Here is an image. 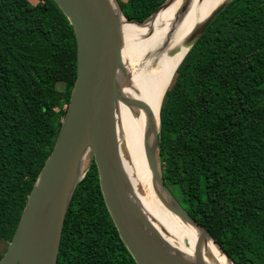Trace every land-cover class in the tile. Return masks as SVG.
Returning a JSON list of instances; mask_svg holds the SVG:
<instances>
[{"label":"trees","instance_id":"obj_1","mask_svg":"<svg viewBox=\"0 0 264 264\" xmlns=\"http://www.w3.org/2000/svg\"><path fill=\"white\" fill-rule=\"evenodd\" d=\"M165 1L116 0L136 23ZM151 18L121 20L122 57ZM75 79L73 29L53 0H0V259ZM159 117L164 184L235 264H264V0H231L215 17L178 65ZM56 264H136L94 162L71 198Z\"/></svg>","mask_w":264,"mask_h":264},{"label":"water","instance_id":"obj_2","mask_svg":"<svg viewBox=\"0 0 264 264\" xmlns=\"http://www.w3.org/2000/svg\"><path fill=\"white\" fill-rule=\"evenodd\" d=\"M170 1L166 0L146 20ZM230 1L206 19L188 50ZM53 2L73 29L76 79L53 148L27 197L0 264H56L71 198L92 162L97 168L105 207L136 264H206L201 257L188 258L164 240L134 200L120 159L115 104L123 99L119 79H125L121 20L135 25L146 20L136 23L126 19L116 0ZM159 131L160 117L153 143L154 157L149 158V165L168 208L212 240L224 257L235 264L164 184Z\"/></svg>","mask_w":264,"mask_h":264},{"label":"bare ground","instance_id":"obj_3","mask_svg":"<svg viewBox=\"0 0 264 264\" xmlns=\"http://www.w3.org/2000/svg\"><path fill=\"white\" fill-rule=\"evenodd\" d=\"M227 0H171L134 35L122 57L123 99L115 104L120 159L134 200L173 248L206 264H231L200 230L167 206L155 182L154 157L163 96L189 43L206 19Z\"/></svg>","mask_w":264,"mask_h":264},{"label":"rangeland","instance_id":"obj_4","mask_svg":"<svg viewBox=\"0 0 264 264\" xmlns=\"http://www.w3.org/2000/svg\"><path fill=\"white\" fill-rule=\"evenodd\" d=\"M3 247H4V245L2 244V245L0 246V250H2V249H3Z\"/></svg>","mask_w":264,"mask_h":264}]
</instances>
